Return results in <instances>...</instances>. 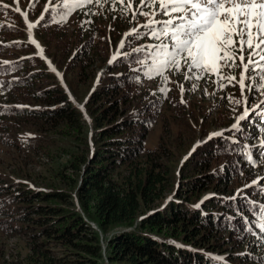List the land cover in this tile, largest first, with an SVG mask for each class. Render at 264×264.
I'll return each instance as SVG.
<instances>
[{"label":"trees","instance_id":"1","mask_svg":"<svg viewBox=\"0 0 264 264\" xmlns=\"http://www.w3.org/2000/svg\"><path fill=\"white\" fill-rule=\"evenodd\" d=\"M9 1H0V14L4 16L0 22V32L4 34L0 50L6 46L25 49L28 43L6 38L19 26L14 19L17 12L10 8ZM113 6L115 9L110 7L108 12L111 23L107 30L97 40L91 33L86 37L78 33L82 39L80 49L66 64L60 56L68 41L60 44L61 35H50V30H58L65 21L52 23L45 13V20L39 17L35 22L36 35L40 31L48 41H54L46 42L58 67L64 66L62 81L76 102L71 82L92 81L95 68L108 60V46L115 44L112 35H120L125 28L128 14L122 16ZM156 42L150 39L142 45ZM35 56L0 57L9 62L0 64V90L24 86L34 100V108L9 104L0 112L31 120L40 130L71 137L67 164L76 190L72 196L66 188H1L0 194L5 193V197H0V216L13 222L10 231L27 235L32 243L33 252L25 258L28 264H247L244 256L222 253L231 245L215 238L213 231L242 236L243 211L253 199L250 192L245 190L236 199L229 193L198 199L203 189L214 187L213 179L220 181L245 171V163L238 162L240 144L234 141L242 140L243 131L233 129L230 136L211 138L197 146L175 172L168 165L170 147L165 142L155 148H143L150 113L142 107L130 114L125 108L121 110L132 75H123L120 68L115 71V65L134 59L118 58L108 64L107 71L84 97L82 109L93 129V137L88 139L84 114L69 99L57 77ZM33 66L40 69L31 71ZM13 71L21 73L10 77L8 73ZM118 114L121 117L117 120ZM2 122L0 128L14 123ZM246 125L247 121H242L241 128ZM36 147L39 146L32 149L37 150ZM222 156L233 161L225 162L218 171H210V162ZM170 191H174V197L165 203Z\"/></svg>","mask_w":264,"mask_h":264},{"label":"rangeland","instance_id":"2","mask_svg":"<svg viewBox=\"0 0 264 264\" xmlns=\"http://www.w3.org/2000/svg\"><path fill=\"white\" fill-rule=\"evenodd\" d=\"M9 2L10 8L14 11L17 7L20 8V12L14 15V19L18 22L19 26L14 34H6V38L13 39L17 43L26 42L28 46L25 49L6 46L3 48L4 50H0V57L13 59L19 56L36 55L35 57L42 61L45 69L53 74L57 73L59 76L54 75L60 81V84H64L62 81L64 66L58 67L48 45V43H53L54 41H48V38L40 35V31L36 35V29L32 28L30 30L28 28L29 23H35L39 19L48 0H18V3L17 0H10ZM136 2L138 3V0ZM110 7L113 10L115 9L113 5H97L93 3L87 6L86 10L82 9L78 15L74 13L75 15L73 14L68 18L62 27H58V30H50L52 37L54 35H61L62 38H58L60 44H63L66 40L68 41L65 43L62 55L60 56V60L64 64L68 63L73 54H76L80 49L79 44L82 42V39L78 33H83L84 37L91 33L92 37L97 40L99 34L107 30L108 25L111 23L109 22L108 15V12L111 11ZM133 8H135V4H133ZM144 10L150 11V9ZM85 11L88 13L87 15L83 14ZM23 13H27V19H25ZM36 13L38 14L35 15ZM33 15L35 16L33 17ZM128 16V20L124 23L125 28L123 32L120 35H117L116 32L112 35V38L116 39L115 44L110 43L111 45L108 46L110 49L108 60L105 65L103 63L95 68L93 80H82L79 83L71 82L72 91L77 97L76 100L78 102L73 99L68 91L69 95L73 103L78 107L81 106L79 109L83 114L82 103L84 97L89 94L98 78L102 77L107 71L106 66L110 64V59L117 52L123 51V49L119 48L121 40L125 41L126 50L129 52L132 48L140 47L146 40H150L136 35L127 36V33L133 28L144 24L149 17L137 14L136 19L132 20L131 12L128 13ZM3 17L0 14V22L3 21ZM166 18L162 16L158 17V19ZM76 31L78 35L75 34ZM142 31L146 32L147 29H143ZM3 36L4 34L0 32V40H2ZM70 38L72 39L69 41ZM33 39L39 47H37V44L31 42ZM41 49H43L42 55ZM117 65H115V71L120 68V73L123 75H132L130 85L127 83L128 86H126L129 92L128 96L126 95L122 99V112L125 108L126 114H130L134 109L142 107L150 113V121H148L145 127L146 135L143 139V148H155L161 142H165L170 147L167 162L168 165L170 164L174 168L175 172L178 171L183 160H186L197 146L202 145L211 138L229 135L230 131L233 130L231 126L244 111V98L241 96L240 86L236 82H234L235 86L229 85L227 88L221 89L219 83L214 82L217 79L214 76L206 77L205 80L186 81V68L182 67L178 74L165 73L170 79L169 83H165L163 77L157 76L149 79L147 76L143 77L141 75V72H144V70L135 71V69L141 68V65L137 64L135 60L127 61L119 66ZM39 69V66H33L30 70ZM53 69L56 71H53ZM20 70L22 71V68ZM232 71L235 73L238 81L241 69L237 68ZM20 73L19 71H13L9 72L8 75L16 77ZM138 75H141L143 79ZM36 83L37 81H35ZM224 83H227V81H224ZM193 84L198 87L192 88ZM180 85H183L185 88L183 94L181 93ZM161 88H167L169 91H159ZM27 90L28 88L24 86L13 87L6 91L0 90V110L2 109L1 107L9 104L16 107L34 108L32 106L34 100L31 99ZM120 90L121 92L124 91ZM121 92L119 91V95H122ZM245 95L248 97L249 105L252 107L260 106L264 102V91L253 92L251 94L245 92ZM229 96L240 99L242 103L237 105L234 102H230ZM182 98L184 102H181ZM152 100H155L156 103L152 104ZM118 106L120 107L121 105L118 104ZM119 117L121 116L118 114L116 119L118 120ZM24 119L26 118L22 116H16L15 114L6 115L0 112L1 124H4L3 120H6L7 123L14 122L6 128H0V190L3 187L8 190H13L17 187H22V189H47L55 187L66 188L65 190L69 191L73 196L76 190V182L75 180H73L74 182L72 181L70 176L71 168L67 164V150L71 147V137L66 134H58L52 130H40L36 125L31 124V120ZM82 119L87 121V137L89 139V137H93L91 123H89V118L86 114H84ZM253 120L254 118L252 117L250 124H252ZM241 123L242 121L240 125ZM249 131L254 133L255 129L251 127ZM213 133H221V135L214 136L212 135ZM253 137H255V134ZM259 137H262L261 133ZM244 143L247 144L248 142L245 141ZM34 146H39L41 149L36 147L37 150H34L32 149ZM260 157L261 159L264 158ZM231 161L224 156L216 158L210 162L209 170L218 171L225 162ZM240 161L242 160L238 159L239 163ZM262 176H264L263 162H260L254 168L251 166L250 168L245 167V171L242 173L236 172L233 176H226L220 181L213 179L214 187L203 189L199 193L198 199L201 200L203 198L204 200L213 196L223 197L224 195L222 196L221 194L225 193H229V196L232 198L238 196V190L243 189V191H249L250 196L253 195L251 193H254L256 201L264 204V190L263 195L259 193V190L264 189V183L261 180ZM254 181H258V183H253ZM249 184L252 185L251 188L245 187V185ZM173 193L174 191H170L166 194L165 203L174 197ZM247 194L248 192L244 195ZM259 194L261 196H258ZM0 197H5V193L0 194ZM74 203L76 204L75 198ZM7 207L10 208L9 204ZM0 212H3L2 208H0ZM243 212L245 213V210ZM88 223L94 227L93 223ZM12 225L13 222L10 219L5 220L4 217L0 216V264H28L25 258L33 252L32 243L27 235L10 231L9 227ZM253 227L255 230L246 229L242 233V236L239 237H235L232 234L230 236L226 233L221 235L219 232L213 231L215 238L231 245L228 248L226 247L227 251L224 250V247L219 249H223L225 252L223 251L222 253L224 254L232 252L244 256L247 264H264V240H261V235H264V233L260 232L259 224ZM106 232L108 233V231ZM100 237V242L104 247L105 241L102 233Z\"/></svg>","mask_w":264,"mask_h":264},{"label":"snow or ice","instance_id":"3","mask_svg":"<svg viewBox=\"0 0 264 264\" xmlns=\"http://www.w3.org/2000/svg\"><path fill=\"white\" fill-rule=\"evenodd\" d=\"M93 3L115 5L122 16L131 12L132 20L136 19L137 14L149 17L144 24L127 33V36L136 35L157 41L132 48L129 52L122 39L119 48L123 51L117 52L110 59V64L117 61L118 57L134 59L141 65L135 71L144 70L149 79L163 77L165 83L170 82L165 73L178 74L182 67L186 68V81L205 80L206 77L214 76L217 78L214 82L219 83L221 89L229 85L235 86L234 82L238 83L244 98V111L236 118L232 129L240 128V122L249 119L256 107H259L249 105L245 92L251 94L264 91V0H138V3L136 0H48L40 20H45L47 13L50 22L62 23L73 12ZM4 7L7 8L8 5ZM15 11L20 12V8L17 7ZM83 14L88 13L85 11ZM23 15L27 19V13ZM161 16L167 18L158 19ZM34 27L35 24H28L30 30ZM143 29L147 31H142ZM31 42L37 44L34 39ZM237 68L241 69L238 81L232 71ZM196 87L198 86L192 85V88ZM180 90L183 94V85H180ZM159 91L167 92L169 89L161 88ZM228 98L237 105L242 103L234 96ZM181 102H184L183 98ZM212 135L219 136L221 133ZM260 147V156L264 157V140ZM251 160L252 156L249 155V161ZM245 187L251 188L252 185ZM241 192L243 189L238 190L237 195ZM232 199H236V196ZM259 209V228L264 233V204L259 205ZM245 220L251 223L247 218ZM261 240H264V235H261Z\"/></svg>","mask_w":264,"mask_h":264},{"label":"water","instance_id":"4","mask_svg":"<svg viewBox=\"0 0 264 264\" xmlns=\"http://www.w3.org/2000/svg\"><path fill=\"white\" fill-rule=\"evenodd\" d=\"M32 24H34V22H33ZM37 50H39V48H37ZM54 74H55L56 76H59L57 73H54ZM61 85H62V87H63L65 93L68 95L69 99L71 100V97H70V95H69V92H68L66 86H65L63 83H61ZM79 107L81 108V106H79Z\"/></svg>","mask_w":264,"mask_h":264},{"label":"clouds","instance_id":"5","mask_svg":"<svg viewBox=\"0 0 264 264\" xmlns=\"http://www.w3.org/2000/svg\"><path fill=\"white\" fill-rule=\"evenodd\" d=\"M142 79H143V78H142ZM262 179H264V176H262ZM262 179H261V180H262Z\"/></svg>","mask_w":264,"mask_h":264}]
</instances>
